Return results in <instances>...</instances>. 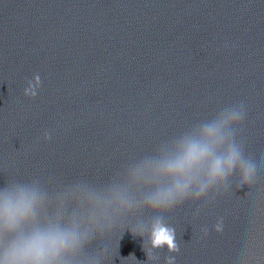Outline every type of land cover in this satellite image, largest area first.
<instances>
[{"label":"water","instance_id":"water-1","mask_svg":"<svg viewBox=\"0 0 264 264\" xmlns=\"http://www.w3.org/2000/svg\"><path fill=\"white\" fill-rule=\"evenodd\" d=\"M36 76V96L25 95ZM241 103L237 140L256 183L236 174L219 195L145 206L169 181H136L135 169ZM262 161L264 0H0V190L38 180L50 215L62 205L81 230L97 217L77 264H264ZM118 192L132 210L119 209ZM157 217L179 252L164 246L149 261L133 233L143 226L146 239Z\"/></svg>","mask_w":264,"mask_h":264},{"label":"clouds","instance_id":"clouds-1","mask_svg":"<svg viewBox=\"0 0 264 264\" xmlns=\"http://www.w3.org/2000/svg\"><path fill=\"white\" fill-rule=\"evenodd\" d=\"M39 84L36 76L35 85L29 81L25 95L35 97ZM245 118L242 103L227 106L212 119L200 121L162 143L158 155L145 160L133 173L136 181H169L148 195L144 205L171 210L189 200L200 201L210 191L219 195L218 189L226 191L229 179L236 174L240 185L255 184L258 165L245 155L243 142L237 140L236 129ZM45 138L51 137L46 134ZM115 200L120 210L134 207L126 193H116ZM48 204L38 180L9 184L0 190V264H77V253L89 242L90 233L100 220L93 215L92 225L81 230V220L76 215L65 223L63 206L50 215ZM221 230L217 226V231ZM145 232L140 226L133 235L143 238L142 250L149 261L158 260L154 250L164 246L169 252H179L175 229L165 224L162 217L155 218L146 239ZM128 258L136 259L134 253ZM88 264L98 261L93 258ZM166 264H175L174 257H167Z\"/></svg>","mask_w":264,"mask_h":264}]
</instances>
